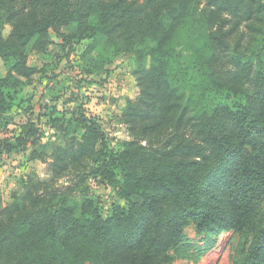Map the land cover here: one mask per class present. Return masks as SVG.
I'll use <instances>...</instances> for the list:
<instances>
[{
	"label": "trees",
	"instance_id": "obj_1",
	"mask_svg": "<svg viewBox=\"0 0 264 264\" xmlns=\"http://www.w3.org/2000/svg\"><path fill=\"white\" fill-rule=\"evenodd\" d=\"M2 21L0 116L39 72L30 54L54 39L60 49L89 41V51L103 40L109 63L133 54L140 92L116 115L132 138L115 149L82 104L56 119L73 129L65 141L32 146L33 159L51 158V179L30 172L23 194L0 200V264H197L225 231L236 239L232 264H264V0H0ZM246 36L262 43L250 55ZM214 93L222 97L206 107ZM11 137L0 154L27 151L40 135L27 121ZM88 175L123 203L105 211Z\"/></svg>",
	"mask_w": 264,
	"mask_h": 264
},
{
	"label": "rangeland",
	"instance_id": "obj_2",
	"mask_svg": "<svg viewBox=\"0 0 264 264\" xmlns=\"http://www.w3.org/2000/svg\"><path fill=\"white\" fill-rule=\"evenodd\" d=\"M96 16L91 17V23H95ZM167 22V20H165ZM75 26L65 29L67 33H74ZM241 29L246 33L245 27ZM241 30V31H242ZM10 26L2 21L0 32L7 36ZM236 37L233 38V44ZM58 39H54L47 53L39 55L31 53L30 65L38 68L30 84L24 85L19 91V97L14 101V106L7 114L0 116V140L10 138L20 123L32 121L37 125L40 135L35 145L29 144L27 151L15 152L10 155L0 154V200L3 205L8 204L14 194L25 192L26 175L30 172L37 174L41 180H50L49 164L32 158V146L40 149L44 144L53 145L63 142V131L59 129L61 121L56 119H69L72 117L75 104H82L89 115L100 119L107 134V141L111 149L117 148L122 142L131 140L127 126L117 119L116 115L125 103V99L136 98L140 88L136 81L135 71L138 64L133 54H125L110 58L111 63L102 56L103 40L96 49L89 51V41L71 42L66 49H60ZM250 41L246 36L243 40L245 54L262 46L258 41ZM181 61L188 63L191 54L182 52ZM191 71V72H190ZM191 77L196 76V70H190ZM3 61L0 59V77L5 75ZM222 97L214 93L206 101V107H212ZM74 100V101H71ZM58 107L62 113H51L52 107ZM56 117V118H55ZM73 130L70 128L69 131ZM51 145V144H50ZM68 178H62L58 185L68 184ZM90 196L106 211L115 202H121L111 187L101 182L94 176L86 178L85 185ZM188 237L196 240L193 228L186 229ZM236 239L232 231L221 233L197 264H232V245ZM202 245V243H200ZM172 264H195L183 257H177Z\"/></svg>",
	"mask_w": 264,
	"mask_h": 264
}]
</instances>
